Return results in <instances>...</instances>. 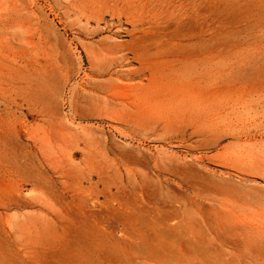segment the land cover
Here are the masks:
<instances>
[{
	"label": "rangeland",
	"instance_id": "1",
	"mask_svg": "<svg viewBox=\"0 0 264 264\" xmlns=\"http://www.w3.org/2000/svg\"><path fill=\"white\" fill-rule=\"evenodd\" d=\"M185 11L0 0V264H264V0Z\"/></svg>",
	"mask_w": 264,
	"mask_h": 264
},
{
	"label": "bare ground",
	"instance_id": "2",
	"mask_svg": "<svg viewBox=\"0 0 264 264\" xmlns=\"http://www.w3.org/2000/svg\"><path fill=\"white\" fill-rule=\"evenodd\" d=\"M185 1H187V0H151V2H152V6H153V8L154 7H157L158 8V10L160 11V12H162L163 13V17H165L164 19H166L167 21L169 20V21H171V19H170V17L172 18L173 16H170V15H172L171 14V12L173 11V12H175V11H181V12H179V13H182L184 10H186L184 13H186L187 12V10L189 9H192V10H194V13L195 14H198L199 12H200V10H201V4H202V0H189V2H187V3H185ZM178 2V5H175V3H177ZM185 3V4H184ZM172 8V9H171ZM171 9V10H170ZM184 15V14H183ZM176 16V15H175ZM174 16V17H175ZM173 17V18H174ZM181 17H182V15H181ZM183 18H184V16H183ZM182 18V19H183ZM178 19H180L181 20V18L180 17H178ZM173 20V19H172ZM177 19H175V21H176ZM174 21V23H176ZM178 21V20H177ZM135 73V72H134ZM133 73V74H134ZM173 104H174V101H172V106H173ZM180 102L179 101H176L175 102V106L176 107H180ZM245 135H247V134H245L244 132H237V133H234V134H231V137H233V138H235V139H241V136H245ZM14 155V154H13ZM17 155V154H16ZM32 155V154H31ZM11 158H12V156H11ZM8 159H9V157H8ZM36 161V160H35ZM37 161H39V160H37ZM4 162H5V168H6V171L9 173V174H11V175H20L19 173H23V174H25V178H24V180L27 178V181H30L32 184H35L36 182H38L37 181V178L34 176V174H32L31 172H22V171H20V170H18L17 168H15L14 167V164L12 163V162H10L9 160H4ZM15 163H16V161H15ZM1 164V163H0ZM23 164V163H22ZM18 166V165H17ZM29 166V165H28ZM28 166H25V167H28ZM25 169V168H24ZM57 171V170H56ZM66 172H68V173H66V176H67V174L69 175H72L71 174V172L70 171H66ZM70 172V173H69ZM8 174V175H9ZM91 174V173H90ZM92 175V174H91ZM73 176V175H72ZM68 177V176H67ZM99 177H101V176H99ZM68 179V178H67ZM67 179H65V180H67ZM69 179H72V180H75V179H73V178H70V176H69ZM84 179H86L87 181H89L90 180V175H88V177H84ZM98 179L99 178H97V181H98ZM103 179H100V181H102ZM5 181H6V179H5ZM62 181V180H61ZM68 181V180H67ZM91 181V180H90ZM66 181H64V183H65ZM70 182V181H69ZM63 183V182H62ZM63 183V184H64ZM91 183H92V181H91ZM57 184V183H56ZM71 185L70 186H67V187H69L68 189H67V194H68V201L70 202V204L72 203L75 207H76V213L75 214H77V213H79V214H82V216L85 218V220H84V222L86 221V220H88V218H91V219H93V221H95L96 222V224L98 225V227H99V229L101 230V229H103V228H105L106 226H104L105 225V221H104V219H105V210H106V213H107V210L108 209H105L104 210V205H106L104 202L105 201H98V203H100L99 204V206L98 207H95L94 205L95 204H93L92 205V207L94 206L97 210H93L92 211V207L91 206H87L88 205V203L87 202H90V201H86V199H85V197H83V195H84V192H86L85 191V188H84V186H82V181H80V182H78V181H73L72 183H70ZM96 184H98V183H96ZM100 184H102V183H100ZM103 184H104V182H103ZM68 185H69V183H68ZM66 186V185H65ZM90 186H92L91 184H89V186H88V188L90 187ZM101 186H103V187H101V188H99L98 189V193L103 197L104 196V193H105V190H104V186L105 185H101ZM90 188H92V187H90ZM86 190H87V188H86ZM57 191V190H56ZM87 196V195H86ZM87 198V197H86ZM19 199H21V198H19V196H16V195H13L11 192H6V193H4V195L2 196V197H0V207L1 208H3V209H8V208H10V207H14L15 205H21V204H18L20 201H19ZM88 199V198H87ZM90 199H92V198H90ZM44 200V199H43ZM96 201V200H95ZM65 202V201H64ZM95 203V202H94ZM97 203V204H98ZM44 204V203H43ZM25 205V204H24ZM97 206V205H96ZM66 207V206H65ZM70 207V206H69ZM90 207H91V209H90ZM93 207V209H95ZM52 209V208H51ZM54 209V208H53ZM55 211V210H54ZM53 211V212H54ZM58 211H59V209H58ZM64 211V210H63ZM74 211V210H73ZM51 213V212H50ZM67 214V213H66ZM79 214H77V215H79ZM76 215V216H77ZM74 216V215H73ZM82 216H77V217H82ZM65 218V217H64ZM55 219H56V217H55ZM63 221V220H62ZM90 220H88V222H89ZM79 222V220L77 221V224H79L78 223ZM92 221H90V223H91ZM105 222V223H104ZM70 223V222H69ZM69 223H67L68 225H69ZM86 223V222H85ZM94 223V222H93ZM73 224L75 225V223L73 222V223H70V225H72L73 226ZM87 224V223H86ZM85 224V225H86ZM92 224V223H91ZM64 225V224H63ZM66 225V224H65ZM68 225H67V227L66 228H68ZM80 226H81V224H79ZM78 225V229H79V226ZM58 226V225H57ZM94 226V225H93ZM71 227V226H70ZM74 227V226H73ZM85 227H87V226H85ZM89 227V226H88ZM87 227V228H88ZM92 227V226H91ZM82 227H80V229H81ZM87 228H84L83 227V229H87ZM90 228V227H89ZM71 229H72V231L76 234V233H78L80 230H76V231H78V232H75L74 230H73V228L71 227V228H69V230H70V232H71ZM75 229H77V226H76V228ZM91 230V229H90ZM105 230V229H104ZM67 229H66V233H67ZM84 232V231H83ZM89 232V231H88ZM87 232V233H88ZM50 233V232H49ZM53 233H55V232H53ZM52 233V234H53ZM68 233H69V231H68ZM67 233V238H72V239H76V237L74 236V237H72V232H71V234L69 233L68 234ZM86 233V232H85ZM82 234V233H81ZM50 235V234H49ZM48 235V236H49ZM68 235H71L70 237H68ZM88 235V234H87ZM87 235L86 236H84V234H83V238H86L87 237ZM43 236V235H42ZM89 237L91 236L90 234L88 235ZM44 237V236H43ZM58 237V236H57ZM64 237V236H63ZM66 237H64V239L62 240H59V243H64V246H65V243L67 244V239L65 240V238ZM78 237H80L79 236V234H78V236H77V238ZM105 237V236H104ZM82 238V239H83ZM64 240L66 241V242H64ZM78 240V239H77ZM77 240H74L75 241V243H76V241ZM79 240H81L80 238H79ZM78 240V241H79ZM88 240V239H87ZM42 241H44V239H42ZM61 241V242H60ZM73 241V240H72ZM74 241H73V243H74ZM78 241H77V243H78ZM86 241V240H85ZM55 242H56V240H55ZM69 242H70V240H69ZM68 242V244L70 245V243ZM88 242V241H87ZM87 242H86V244L84 243L83 244V240H82V246L83 247H85V245L87 246ZM18 243V242H17ZM46 243V242H45ZM72 244V245H75V246H77L78 247V244L80 243V241H79V243L78 244ZM22 244V243H21ZM47 244H48V242H47ZM81 244H79V245H81ZM89 244V243H88ZM103 244H105V242H103ZM50 245H52V244H50ZM59 245V244H58ZM89 245H91V246H93L92 244H91V242H90V244ZM89 245H88V247H89ZM34 246V245H33ZM49 246V245H48ZM62 246L63 245H61V248H62ZM63 246V247H64ZM66 247V246H65ZM70 247H71V245H70ZM74 247V246H73ZM82 247V248H83ZM98 247V246H97ZM100 247V246H99ZM55 248V247H54ZM67 248H69V246H67ZM86 248V247H85ZM90 248V247H89ZM63 249V248H62ZM72 249V248H71ZM42 250V249H41ZM67 250V249H66ZM65 250V251H66ZM82 250V249H81ZM85 251V250H84ZM102 251H105L104 249H102ZM40 252V251H39ZM38 252V253H39ZM48 252V251H47ZM46 252V253H47ZM54 252V251H53ZM88 252V251H87ZM65 253V252H64ZM69 253H71V252H69ZM94 253H96V252H94ZM101 253V252H100ZM68 254V253H67ZM103 254H105V253H102V255ZM74 255V254H73ZM101 255V254H100ZM82 256V255H81ZM94 256V255H93ZM100 257V256H99ZM38 258V257H37ZM75 258V257H74ZM101 258H102V256H101ZM93 261V260H92ZM96 261V260H95ZM90 262V261H89ZM94 262V261H93ZM44 263V262H43ZM91 263V262H90ZM89 263V264H90Z\"/></svg>",
	"mask_w": 264,
	"mask_h": 264
}]
</instances>
